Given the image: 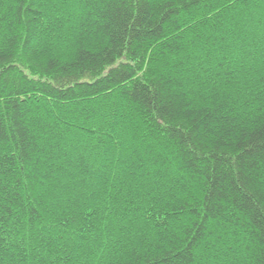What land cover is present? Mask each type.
Wrapping results in <instances>:
<instances>
[{
    "label": "trees",
    "instance_id": "16d2710c",
    "mask_svg": "<svg viewBox=\"0 0 264 264\" xmlns=\"http://www.w3.org/2000/svg\"><path fill=\"white\" fill-rule=\"evenodd\" d=\"M262 217L264 0H0V264H264Z\"/></svg>",
    "mask_w": 264,
    "mask_h": 264
},
{
    "label": "snow or ice",
    "instance_id": "6c2138e0",
    "mask_svg": "<svg viewBox=\"0 0 264 264\" xmlns=\"http://www.w3.org/2000/svg\"><path fill=\"white\" fill-rule=\"evenodd\" d=\"M207 212L209 214H212V215H214L215 212H216V209L214 208L211 200H209V204H208V207H207ZM262 218H264V217H262ZM262 230H264V225H262Z\"/></svg>",
    "mask_w": 264,
    "mask_h": 264
}]
</instances>
